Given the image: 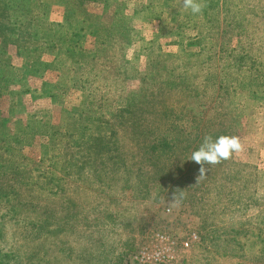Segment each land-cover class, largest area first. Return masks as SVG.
<instances>
[{"label":"rangeland","instance_id":"374dc122","mask_svg":"<svg viewBox=\"0 0 264 264\" xmlns=\"http://www.w3.org/2000/svg\"><path fill=\"white\" fill-rule=\"evenodd\" d=\"M194 2L0 0V264H264V0Z\"/></svg>","mask_w":264,"mask_h":264},{"label":"built area","instance_id":"2783aa9c","mask_svg":"<svg viewBox=\"0 0 264 264\" xmlns=\"http://www.w3.org/2000/svg\"><path fill=\"white\" fill-rule=\"evenodd\" d=\"M197 241L195 234H190L181 245V251L187 250L189 246ZM176 249V243L163 234H157L151 239L145 248L139 250L133 262L135 264H172L176 262L180 256Z\"/></svg>","mask_w":264,"mask_h":264},{"label":"clouds","instance_id":"9594fccd","mask_svg":"<svg viewBox=\"0 0 264 264\" xmlns=\"http://www.w3.org/2000/svg\"><path fill=\"white\" fill-rule=\"evenodd\" d=\"M185 9H190L193 14H199L202 9L199 3L194 0H184ZM240 144L234 137H218L212 141L206 137L200 148L192 154V161L200 164L215 163L218 159H227L229 155L238 151Z\"/></svg>","mask_w":264,"mask_h":264}]
</instances>
